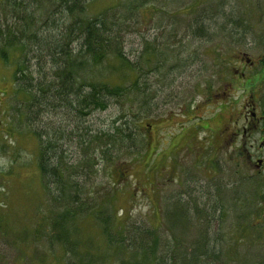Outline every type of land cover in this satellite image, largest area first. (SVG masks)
Segmentation results:
<instances>
[{
    "label": "rangeland",
    "instance_id": "374dc122",
    "mask_svg": "<svg viewBox=\"0 0 264 264\" xmlns=\"http://www.w3.org/2000/svg\"><path fill=\"white\" fill-rule=\"evenodd\" d=\"M84 1L86 17L106 13L123 26L114 46L140 63V83L154 100L139 110L129 100L113 99L109 109L86 116L65 109L52 92L58 83L54 74L60 70L48 53L53 37L63 41L69 17L50 5L47 9L54 8L57 22L53 25L52 17H41L43 10L34 9L33 0L23 1L19 16L8 6L1 9L3 30L15 27L37 34L24 52L26 73L38 87L37 101L31 105L14 88L12 59L19 52H12L7 62L0 58V264L75 262L73 253L51 240L50 205L57 207L42 189L36 127L40 134L49 131L55 141L53 161L64 158V170L67 164L74 166V173L80 170L72 177L85 188L81 196L88 204H105L115 216L117 231L127 226L126 236L140 240L147 229L157 230L161 256L175 236L183 237L180 247L190 252L197 230L207 226L212 244L222 248L231 264L264 262V0ZM133 6L138 9L129 11ZM30 13L36 17L33 24L27 20ZM146 44L171 52L170 58L159 66L145 63ZM98 69L97 79L105 82L135 79L117 59L110 58ZM40 84L43 93L38 92ZM75 91L74 86L68 92ZM55 105V112L46 111ZM129 110L135 111L131 119L133 114L141 117L144 146L132 155L123 149L117 153L120 157L108 160L99 140L112 131V121ZM88 139L92 145L85 142ZM86 159L92 167L89 172L82 168V174L78 165ZM257 182L263 187L255 201ZM222 202L225 210L220 212ZM253 203L260 207L255 217L248 213ZM79 226L80 241L87 243L78 246V256H86L85 249L103 253L98 223L86 217Z\"/></svg>",
    "mask_w": 264,
    "mask_h": 264
},
{
    "label": "trees",
    "instance_id": "16d2710c",
    "mask_svg": "<svg viewBox=\"0 0 264 264\" xmlns=\"http://www.w3.org/2000/svg\"><path fill=\"white\" fill-rule=\"evenodd\" d=\"M23 1L0 0V4H2L0 5V11L8 6L16 16H19ZM33 2L36 3L34 9H37V11L43 10L41 17H44V15L52 17L53 25L57 24L56 19H54V8L55 11L62 10V14H66L69 17L70 23L62 31L63 41H59L57 37H53L52 43L49 45L51 50H49L48 57L55 67H58L60 70L59 73L54 74L58 83H55L57 89L52 91L58 97L57 103H62L65 109H69L80 116H86L90 111L97 109H100V111L109 109L113 99H117L118 103L129 100L131 104H138L140 106L139 110L149 107L150 103L154 100V96L148 93L141 84L144 69H142L140 63H133L125 54L123 48L117 45L114 46L113 42L116 41V34L123 29L121 24L115 22L106 13L92 18L86 17V4L84 0H33ZM50 5L55 6H53L52 11L47 9ZM132 9L138 8L137 6H133L129 8V11ZM132 12L134 11L132 10ZM34 19H36L35 14L30 13L27 20H30L33 24ZM26 32L23 31L22 33L20 29H15V27H8L6 30H3L0 25V58L2 61L7 62L9 58H12V52L16 50L19 52L18 56H14V59H12L15 67L14 88L16 91H22L26 96L25 99H28L27 102L32 105L37 101L36 88L38 86L36 87L33 84L34 79L32 77L29 78L28 73H26L28 67L25 65L27 59H25L24 51H26L29 41L35 42L37 34H34L32 31ZM21 33L23 36H21ZM74 39L76 40L74 42L77 44L75 48H72L71 42ZM143 52L145 54L144 57H146L145 63L146 61H152V66L157 64L159 66L160 61L168 60L171 54V52L167 53L165 50L157 51L152 49L148 44H146ZM110 58L117 59L124 67H128L133 75H135V79L129 83L122 82L121 84H113L112 82L97 79L98 76L95 73L100 69L98 67L104 65V62H107ZM59 62H61L60 66L58 65ZM152 66L150 67L151 69L153 68ZM41 86L43 85L40 84L38 92L43 93L45 91ZM74 86L76 91L69 94L68 91H71V88ZM71 96L72 100L69 99ZM70 102L75 103V105ZM52 107L54 109L46 111L52 113L55 112V109H59L56 105ZM130 113H135V111L129 110L112 121V131L104 134L103 138H101L102 142L99 140L102 146L100 149L101 154L105 156L109 153L107 155L108 160L112 161L120 157L117 153L123 149L128 150L127 152H130L129 155H132L134 152H139V147L142 148L144 146L146 132H142L140 124H138L141 117L133 114L134 117L131 119ZM137 127L138 130H136ZM38 130V127H36L33 133L39 142L37 164L41 175L42 189L46 196H50L53 199L54 206L57 207L53 209L52 205H50L51 240H53V243L61 244L68 253H73L72 256L75 258V262L72 264H160V257L169 258L167 264H231L227 260L222 248H219L217 244H212L208 237L207 226L197 230V238L190 252L187 253L180 247L184 241L183 237L175 236V242H172L171 245L168 242L165 246L167 248L166 252L161 253V256L159 253L160 243L157 230L150 231L147 229L146 235L139 240L130 235L126 236L125 231L127 226H125L124 231L114 229L115 216L108 213L106 205L104 204L100 208L98 205L97 207L95 204H88L81 196L86 193L84 191L85 188L72 177L78 173L80 174V170L74 173L71 171L74 169V166H68V164L64 170L62 166L65 162L64 158L63 161H53L50 156L51 154L53 156L57 154L53 146L55 141L51 139L52 137H49V131H41L40 134V130ZM64 133L60 132L59 135ZM85 142L92 145L89 139ZM113 152L117 155L112 154ZM89 164L86 159V162H79V165H77L81 170L84 167H88L87 171L89 172V168L92 167ZM256 185H259V189L258 193L255 190V201H257V196L263 187V184L258 182ZM87 191L89 194L91 193L90 190L87 189ZM225 197L226 195H224ZM224 203L222 202L219 205L220 212L225 210ZM255 206L253 203L251 209L248 211L252 217H255L260 212L258 210L260 208L259 205ZM182 212L184 213V210ZM189 212L192 213V209ZM196 214L199 215L197 210ZM179 216L183 215L180 214ZM245 216H247V213ZM86 217H91L100 226L105 247H103V253L97 255L94 253L90 254L85 249L83 254L86 256L81 257L77 254L82 253L78 250V246L81 244L86 247L87 241H80L79 224L81 219ZM244 225L245 223H242L241 227L243 228ZM146 237L149 239L147 241L143 240ZM197 247L202 248L203 253L201 255H199ZM125 254L128 255L126 259L123 257ZM99 255L101 257L97 258ZM223 256L226 259L221 261L220 258L222 259ZM113 257L118 261L111 263L110 259ZM259 264H264V262Z\"/></svg>",
    "mask_w": 264,
    "mask_h": 264
},
{
    "label": "water",
    "instance_id": "95a60500",
    "mask_svg": "<svg viewBox=\"0 0 264 264\" xmlns=\"http://www.w3.org/2000/svg\"><path fill=\"white\" fill-rule=\"evenodd\" d=\"M259 163H261V161Z\"/></svg>",
    "mask_w": 264,
    "mask_h": 264
},
{
    "label": "flooded vegetation",
    "instance_id": "af4514ba",
    "mask_svg": "<svg viewBox=\"0 0 264 264\" xmlns=\"http://www.w3.org/2000/svg\"><path fill=\"white\" fill-rule=\"evenodd\" d=\"M262 165V164H261Z\"/></svg>",
    "mask_w": 264,
    "mask_h": 264
}]
</instances>
